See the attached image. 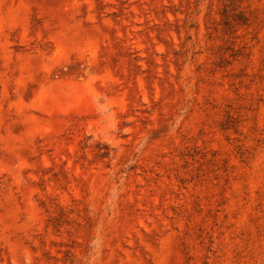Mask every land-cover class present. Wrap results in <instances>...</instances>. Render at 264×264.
<instances>
[{
    "label": "rangeland",
    "instance_id": "1",
    "mask_svg": "<svg viewBox=\"0 0 264 264\" xmlns=\"http://www.w3.org/2000/svg\"><path fill=\"white\" fill-rule=\"evenodd\" d=\"M0 264H264V0H0Z\"/></svg>",
    "mask_w": 264,
    "mask_h": 264
}]
</instances>
